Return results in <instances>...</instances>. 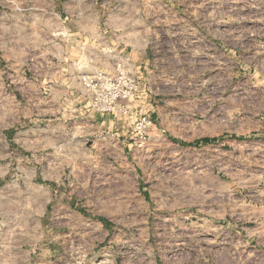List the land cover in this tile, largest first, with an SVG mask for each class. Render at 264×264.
Here are the masks:
<instances>
[{"label":"rangeland","instance_id":"374dc122","mask_svg":"<svg viewBox=\"0 0 264 264\" xmlns=\"http://www.w3.org/2000/svg\"><path fill=\"white\" fill-rule=\"evenodd\" d=\"M198 1L202 30L149 45L135 73L127 122L153 125L141 147L128 126L127 203L49 208L31 264H264V208L243 204L264 201V0Z\"/></svg>","mask_w":264,"mask_h":264},{"label":"crops","instance_id":"0c3cea01","mask_svg":"<svg viewBox=\"0 0 264 264\" xmlns=\"http://www.w3.org/2000/svg\"><path fill=\"white\" fill-rule=\"evenodd\" d=\"M202 8L198 0H0V264H31L37 246L49 248L51 207L57 221H79L81 206L106 213L127 203L130 125L87 109L80 78L116 61L137 73L149 45L176 28L202 30L192 18Z\"/></svg>","mask_w":264,"mask_h":264},{"label":"built area","instance_id":"2783aa9c","mask_svg":"<svg viewBox=\"0 0 264 264\" xmlns=\"http://www.w3.org/2000/svg\"><path fill=\"white\" fill-rule=\"evenodd\" d=\"M87 109L96 114L128 115L130 100L138 98L143 90L140 78L123 61H116L113 70L96 71L80 78ZM153 125L150 115L139 113L130 129L134 144L141 147L148 140Z\"/></svg>","mask_w":264,"mask_h":264}]
</instances>
